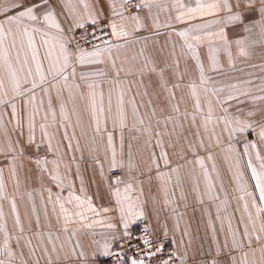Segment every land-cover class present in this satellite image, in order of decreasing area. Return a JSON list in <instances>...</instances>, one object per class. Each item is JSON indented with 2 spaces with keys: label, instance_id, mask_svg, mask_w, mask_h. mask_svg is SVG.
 Returning a JSON list of instances; mask_svg holds the SVG:
<instances>
[{
  "label": "snow or ice",
  "instance_id": "1",
  "mask_svg": "<svg viewBox=\"0 0 264 264\" xmlns=\"http://www.w3.org/2000/svg\"><path fill=\"white\" fill-rule=\"evenodd\" d=\"M99 3L100 0L95 2L56 0V3H53V0H0V17H3L0 19V106L11 109L10 113L0 112V126L4 125V116L7 114L12 118L8 123L14 121L16 128L23 127L16 100L26 97L25 103L34 105L33 113L28 118L27 145L28 147L35 145L37 127L35 115L39 109L36 105V90L40 89L42 93L48 94L61 81L64 87L79 88V84H69L70 80L77 78L78 66L83 69L103 65L106 61L110 62L112 68L116 70L110 82L114 86L122 84L121 73L125 76L139 75L141 78L146 72L154 73L156 68L151 66L150 57L145 55L144 48L133 57V60L142 58V63H139L138 67L133 66L135 71L124 67L126 61L120 60L119 53L129 44L140 42L137 33L148 27L145 23V12L151 19L153 27L159 28V13L166 8L176 10L177 14L172 19L178 23L194 19L203 21L175 33L182 38L186 54H190L191 59L195 60L199 70L198 81H190L187 85L193 110L189 114L186 108L181 113L179 105H171L170 112L166 109L157 110L151 98L142 105L133 107L132 129L144 136L145 144L152 145L153 148L149 152L147 164L141 169L138 163H134L131 152L128 153L127 159L124 156L123 129L128 127V114L123 107V91L112 119L113 128L118 126L121 130L118 151L113 133L107 129V117L102 127L97 116V113L105 112L102 91L99 93V102L97 101V88L100 87L97 81L106 74L99 69L90 74L81 72L79 80L88 90L87 99L96 123L94 131L101 134L102 141L106 133L103 159L97 154L94 163L108 182L107 187L113 207L97 208L90 196L82 195L85 192L83 181L77 192L76 186L67 180V171L63 176L60 175L59 168L63 163L64 155L61 152V144L53 143L56 134L49 131L50 125L41 123L39 125L41 143L45 145L47 152L52 153L54 159L49 161L46 156L34 160L29 157V159L34 162L41 174L49 175L59 189L56 194L52 193L51 188L46 189V200L41 195V199L45 200L43 206L45 218L49 215L48 205L51 204V211L55 213L56 224L59 227L54 234L49 222L47 225L49 230L44 231L45 225L41 223L40 215L33 205L32 212L35 215L37 230L31 231L30 217L31 235H25L15 196L7 191L4 168L0 167V221H2L0 264H15L18 256L20 264H28L24 259V248H27L29 256L33 257L39 250L47 257L48 264H52V253L58 255L60 251H64L65 259L74 260V264H89L90 260L95 262L99 257L114 259L115 264H177V260L184 264L187 257L177 256L175 252H166V245L161 236L155 235L147 227L141 234L136 235L131 226L145 218L144 204L141 201L143 196L141 176L146 172L151 173L153 168L156 170L157 179H163L167 175L160 171L161 160L165 167L169 164L168 153L163 150V138L166 134H171L167 132L170 124L171 132H175L177 126L182 127L183 121L188 120L189 117L192 124L199 123V128L208 134L209 139L215 140L217 146L222 143L226 134L229 152L233 150L231 143L233 139L243 138L253 132L256 134V140H248L243 146V156L249 157L246 169L250 170L251 179L255 181L254 191L242 189L250 198L249 202L244 196L240 197L245 201L243 209L247 213L246 219L241 220L243 228H233L229 220L225 240L222 244L217 243L214 252L205 254L204 264H256L257 252L260 253V259L264 264V155L258 148V144H264V115H261L260 119H255L257 112L253 109H249L246 113L238 106L234 112L229 110L233 107V101L237 105L244 102L240 99L242 96L250 98L255 104L257 101H264V95H252L249 90L240 89L235 84L230 85L232 91L225 95L222 87H215L211 77H206L205 65L198 53V48L206 44L208 61L212 70L217 71L221 48L228 52L231 58L229 49L232 42L227 38L226 29L239 27L249 35L258 31L264 38V0H194V5H189L185 0H172L167 4L165 0H107V14L102 8L97 7ZM208 17L212 19H206ZM164 26L171 27L167 23ZM37 36L40 38L39 46ZM247 39L248 37L245 36L235 40V45L242 56L248 54L244 47ZM41 48L44 49L43 55L40 52ZM13 51L16 53L15 56L12 55ZM21 53H24L23 58ZM117 60H120L119 67ZM164 74V69H161L158 86L168 93L170 102L175 96L174 90L181 87V83H174L169 89ZM178 80L182 82L183 76L178 77ZM246 83L253 85L252 81ZM253 86L264 93V84ZM144 95L150 97L147 91ZM141 106L143 112L140 110ZM217 106L220 108V115H216ZM48 107L51 109V101ZM108 111H111V91ZM61 115H64L63 107ZM44 119L46 120L47 117L45 116ZM62 126L65 128L63 139L69 142L67 147L73 149L71 143L73 137L66 130L67 123ZM19 143L18 140L7 138L3 144H0V155L5 156L7 160L9 175L15 182L16 188L20 185L19 171L24 167L25 157V149L19 146ZM198 146L204 147L203 138L200 139ZM76 147L78 148V144ZM155 148H161L162 151L157 154ZM208 159H212L211 155ZM196 162L203 166L202 159ZM172 171L177 170L172 169ZM65 189L67 194L62 195ZM28 197L31 199L32 194L28 193ZM4 201L8 202L14 217L13 229L17 231L15 237L7 227L3 211ZM111 212L117 215L115 221L107 217ZM102 213L105 214V221L91 219V217H100ZM95 223L102 224L108 232L103 235L102 240L91 241L95 247L89 254L84 250L78 233L91 229ZM74 225L78 227H72ZM175 227L179 228V224L177 223ZM212 231L215 235V228ZM163 234H167L166 227ZM184 235H187V232ZM13 239L15 247L11 243ZM33 240L36 241L35 244ZM57 241H61L59 248ZM16 248L21 251L17 253ZM35 264H39L38 258Z\"/></svg>",
  "mask_w": 264,
  "mask_h": 264
},
{
  "label": "crops",
  "instance_id": "2",
  "mask_svg": "<svg viewBox=\"0 0 264 264\" xmlns=\"http://www.w3.org/2000/svg\"><path fill=\"white\" fill-rule=\"evenodd\" d=\"M91 2H95V0H91ZM171 2L172 0H165L166 4ZM185 2L189 5H194V0H185ZM53 3H56V0H53ZM97 7L102 8L104 13L107 14V0H100ZM57 10L59 11V8ZM176 14L175 9L166 8L165 11L159 13L158 23L160 27L155 28L145 12V23L148 27L137 33L140 42L129 44L119 53L120 60L126 61L124 67L126 69L132 68L135 71L133 66L138 67L139 63H142V58L133 60V57H136L141 48H144L145 55L150 57L151 66L156 68L154 73L149 74L146 72L143 78L139 75L125 76L121 73L122 84L114 86L110 82L113 80V74L116 70L112 68L110 62L106 61L103 65H95L83 69L78 66L77 78L70 80L69 84H79V88L64 87L61 81L48 94L42 93L40 89H37L36 105L39 106V109L35 115L37 125L35 133L36 144L32 147H28L27 138L29 135L28 118L33 113L34 105L26 104V97L16 100L17 109L23 123L22 128H16L14 121L13 123H8L12 119L11 116L7 114L4 116L8 125L6 139L18 140L20 142L19 146L25 149L24 167L19 171V187L16 188L15 182L10 178L8 167L5 170L4 178L7 191L15 196L17 211L24 224L26 236L31 235V232H29L30 217L32 219L31 231L35 232L37 230L35 215L32 212L33 205H35L36 212L40 215L41 223L45 225L44 231L49 230L47 228L49 222L52 225L51 231L54 234L57 233L59 227L56 224L55 213L51 211V204L48 205L49 215L47 218H45L43 213V206L47 197L46 189L51 188L53 194L58 193L59 189L51 181V177L47 174H41L34 162L29 159V157L32 160L39 158L41 153H36L37 151L48 153L46 157L49 161L54 159L52 153L47 152L45 145L41 143L39 127L41 123L50 125L49 131L56 134V139L53 143L60 142L61 144V152L64 155L63 163L59 168L60 175L63 176L65 171H67V180L76 186L77 192L81 186V181H83L85 192L82 195L90 196L97 208L113 207L109 197L108 182L94 163V158L97 154L103 159L106 133L102 141L101 134L94 131L96 123L87 99L88 90L84 83L79 80L81 72L90 74L99 69L106 74L105 77L97 81L100 85L97 88V101L99 102V93L102 91L105 109L103 114L97 113V116L101 121L102 127L107 117V129L113 133L118 151L121 130L118 126L113 128L112 119L116 114L119 97L123 91V107L128 114V127L123 129L124 156L127 159L128 153L131 152L134 163H138L141 169L147 164L149 152L153 148L152 145L145 144L146 138L144 136L139 135L137 131L132 129L133 107L142 105L151 98L152 104L155 105L157 110L166 109L170 112L171 105H179L181 113L187 108L189 114H191L193 109L187 87V79L189 71H191L198 74L196 76V81H198L199 70L195 60L191 59L190 54H186L182 38L175 33L176 31L203 23V21L194 19L185 23H178L172 19ZM2 18L0 17V19ZM206 19L211 20L212 18L208 17ZM166 23L170 24L171 27L164 26ZM226 33L228 40L232 42L229 49L231 58H228L227 62L229 65L228 70L236 72L237 63L244 61V82L252 81L253 85L264 84V38L261 37L258 31H254L249 35L239 27H229L226 29ZM245 36L248 37L244 45L248 54L239 59L238 55L240 54L235 45V40ZM36 39L39 46V36ZM40 52L43 55L44 49L41 48ZM207 52L208 47L206 44L198 48L200 59L205 65V72L221 71L223 66L222 53L228 54V52L222 51L221 48L218 54L217 71L212 70L207 58ZM12 55H16L15 51H13ZM23 56L24 53H21V58ZM120 60H117L118 67ZM161 69H164V79L168 81L169 89H171L172 84L181 83V87L174 90L175 96L170 102L168 93L162 91L158 86ZM173 73H181L183 81H179L178 77L174 79ZM249 76L251 77L250 80ZM253 85L245 83V86H251V88ZM110 91L111 111H108ZM146 91L150 94V97L149 95H144ZM261 95H264V93H261ZM49 101H51V109L48 107ZM62 107L64 115H61ZM140 110L141 112L144 111L142 106ZM259 110H263V108ZM10 111V108L4 107V113H10ZM261 115H264V111L257 113L255 119H260ZM45 116L47 117L46 120L44 119ZM65 123H67L66 130L68 134L73 137L71 141L73 149H69L67 147L69 142L63 139L65 128L62 125ZM179 123L178 121L177 124L179 125ZM171 129L172 125L170 124L167 132L171 134H166L163 138V150L168 153L169 164L165 167L163 161H160V171L167 175L163 179H157L156 170L153 168L151 173L146 172L141 176V187L143 189L141 201L144 204L145 218L138 220L131 228H136L140 221H145L152 232L164 235L166 227L167 234L165 236L169 239L173 252L177 256L187 257L184 264H204L205 254L214 252L217 243L222 244L225 240L229 220L233 228H243L241 220L246 219L247 213L243 209L245 201L241 200L240 197L244 196L245 200H249V202L250 198L246 196L242 189L247 188L250 192L254 191L255 181L251 179V172L248 174L240 157H237V144H232L233 150L229 152L228 144L217 146L215 140L210 139L207 141L206 135L208 134L204 133L202 128H199V123L192 124L190 117L188 120L183 121L182 127L177 126L175 132H171ZM198 132L199 134H197ZM201 138H203L204 147L198 146ZM77 144L78 148L76 147ZM154 151L159 154L162 149L155 148ZM261 154L264 155V146L261 148ZM209 155H211L212 159H208ZM245 158L248 157L245 156ZM198 159L203 160V166L196 162ZM172 169L177 171H172ZM243 169L246 173H244ZM238 173H244V175L238 176ZM28 193L32 194L31 199H29ZM66 194L67 189L62 195ZM41 195L45 197V200L41 199ZM5 208L8 230L15 237L17 231L13 229L14 217L7 201H5ZM89 215L91 216V214ZM107 217L113 221L117 219L115 212L107 214ZM91 219L105 221V214L102 213L100 217H91ZM177 223L179 228L175 227ZM72 227L77 228L78 225ZM213 228L216 230L215 235H213ZM107 232L108 229L103 227L102 224L95 223L91 229L79 232L78 236L84 246V250L90 254L95 247L91 241L102 240L103 235L107 234ZM185 232H187V235H184ZM11 243L15 247L14 239ZM33 243L35 244L36 241L33 240ZM56 243L59 248L61 241ZM16 251L19 253L21 249L16 248ZM23 252L24 259L28 261V264H35L37 258L39 259V264H48L47 257L41 254L39 250L34 257L29 256L27 248H24ZM105 258L107 257H99L95 262L90 260L89 264H101ZM177 261L178 264H181L180 260ZM15 264H20L19 256ZM52 264H74V260L65 259L64 251H60L58 255L57 253H52ZM256 264H262V261L256 259Z\"/></svg>",
  "mask_w": 264,
  "mask_h": 264
},
{
  "label": "rangeland",
  "instance_id": "3",
  "mask_svg": "<svg viewBox=\"0 0 264 264\" xmlns=\"http://www.w3.org/2000/svg\"><path fill=\"white\" fill-rule=\"evenodd\" d=\"M223 51V49H222ZM239 59L243 58L242 55H238ZM228 54L227 53H222V69L221 71H217V72H210V73H206V77H211V80L214 82V86L215 87H222L224 89V94L226 95L229 91H232V89L230 88V85H238V87L240 89H246L249 90L252 95H261L260 91L258 90V88H256L255 86H253L251 88V86H245L244 82V76H245V72H244V61L237 63V69L236 72H233L232 70L229 71L228 70ZM198 74L196 72H191L189 71V77L187 79L188 83L190 81H196V76ZM181 73H173V78L176 79V77H180ZM250 76H249V80H250ZM253 79H255V77H253ZM175 82V81H174ZM248 87V88H247ZM214 99V98H213ZM242 101H244L243 103L237 105L235 101L232 102L233 107L230 108L229 110L234 112L236 107L238 106L239 108H241L243 110L244 113H246L247 111L245 110H249V109H253L255 110L257 113H259L261 110V108H263L264 110V103H262V101H257L255 104H253L250 100V98L248 97H241L240 98ZM0 112L4 113V107L0 106ZM221 111L219 106L216 107V115H220ZM7 133H8V125H7V121L6 119H4V125L0 126V144H3L5 142V139L7 137ZM206 139H208L207 141H209V137L208 135H206ZM237 140H239V143H237ZM248 140H256V134L255 132L251 133L250 135H246L243 138L237 137L235 139L232 140V144H237V149H236V154L237 157L241 159L243 165L246 167V162L248 160V158H245V156H243V146L244 143ZM221 144H228V140H227V135L225 134V136L223 137V141ZM262 146H264V144H258V148L261 152V148ZM46 149V148H45ZM207 149V148H206ZM47 150V149H46ZM36 153H41V156L39 158H43L46 155H48V153H45V151H37ZM227 154V153H226ZM228 155V154H227ZM34 158V157H33ZM38 158V157H37ZM242 165V166H243ZM0 167L4 168V175H5V170L7 168V160L5 158V156L0 155ZM244 170V169H243ZM248 174L250 172V170L246 169ZM244 173H246V171L244 170ZM244 173L239 174L238 176L244 175ZM3 211H4V215H5V219H6V208H5V201L3 202ZM0 223H2V221H0ZM0 239H2V236H0ZM256 259L257 260H261L260 259V253L257 252L256 255Z\"/></svg>",
  "mask_w": 264,
  "mask_h": 264
},
{
  "label": "built area",
  "instance_id": "4",
  "mask_svg": "<svg viewBox=\"0 0 264 264\" xmlns=\"http://www.w3.org/2000/svg\"><path fill=\"white\" fill-rule=\"evenodd\" d=\"M79 33H77L78 35ZM148 228V225L145 221H140L137 225L136 228H133L132 231L136 234V235H139L141 234L145 228ZM150 230V229H149ZM155 235L157 236H161L163 242L165 243L166 245V252H173L172 250V247L170 245V242H169V239L165 236V235H162V234H157L155 233ZM101 264H115V260L114 259H111L109 257L105 258V260L101 263ZM177 264H178V261H177Z\"/></svg>",
  "mask_w": 264,
  "mask_h": 264
}]
</instances>
